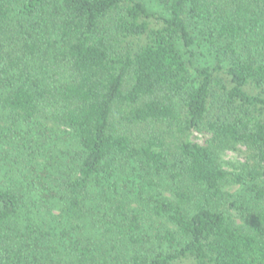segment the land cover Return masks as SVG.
<instances>
[{
  "label": "trees",
  "instance_id": "obj_1",
  "mask_svg": "<svg viewBox=\"0 0 264 264\" xmlns=\"http://www.w3.org/2000/svg\"><path fill=\"white\" fill-rule=\"evenodd\" d=\"M0 264H264V0H0Z\"/></svg>",
  "mask_w": 264,
  "mask_h": 264
},
{
  "label": "rangeland",
  "instance_id": "obj_2",
  "mask_svg": "<svg viewBox=\"0 0 264 264\" xmlns=\"http://www.w3.org/2000/svg\"><path fill=\"white\" fill-rule=\"evenodd\" d=\"M193 142L204 144L206 137L199 133H194L191 137ZM219 162L227 171H237L246 164L247 152L244 147H239L234 151H224L218 154ZM237 189H232V192Z\"/></svg>",
  "mask_w": 264,
  "mask_h": 264
}]
</instances>
